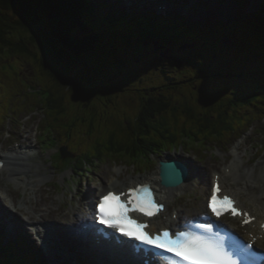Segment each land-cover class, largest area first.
<instances>
[{"label": "rangeland", "instance_id": "obj_1", "mask_svg": "<svg viewBox=\"0 0 264 264\" xmlns=\"http://www.w3.org/2000/svg\"><path fill=\"white\" fill-rule=\"evenodd\" d=\"M78 3H83L85 6L84 11L87 9L92 8V18L87 16V20L90 22V29L91 31L95 32L98 34L97 26L98 20L100 21H106L107 18L104 15L107 12L99 11L97 9H104L105 6H113V3L110 0H100L99 3L94 4H88L86 0H76ZM148 4L147 0H145ZM151 5V4H150ZM148 8V6H144ZM56 9V8H54ZM264 11V10H263ZM6 12V11H4ZM121 13H127V9H122L120 10ZM112 13V12H111ZM107 17L110 19H117V17H114L112 14L107 13ZM258 18L261 20L260 24H263L262 27H259V25L254 28V26H243L241 23V20L236 18V24L234 25L236 29L231 33H229V28L226 29V25L224 21H221L220 25H214L215 21H210L208 24H205L204 26L205 29L202 30L201 34L198 32H194L192 30H186L184 28H181V30L174 28L175 32L173 35V41H175V45L173 43H168L167 45L164 46L163 49L160 48V50L152 51L149 47L146 45L149 44L148 39H145L143 36L136 38L130 39L128 43L126 42H115L114 48L110 47L112 46L109 45L107 46L108 42L106 45L98 44L95 46L94 50H103L102 52H97V54H94L92 56L87 57L84 61L86 63V66L91 67L93 70V75L90 76L88 71H83L80 70V72L76 71L73 74H70V82L72 84L73 91H71V95L68 92H65L66 95H68L67 100L65 103L73 108L76 107L78 111H80V107H82L81 104L75 105L73 103L72 97L75 91L85 89H92L96 87L98 81L102 80L105 84V87L108 88L106 89L104 87V84L100 86V90L102 91V96H103V101L99 103H95L94 107L98 111V109H109L113 107H119L118 109L120 112L124 110L122 105H128V107L133 108V103H136L138 105H142L139 101L138 98H136L134 101H131L132 96L127 95V93H124L122 91L123 88H127L130 84V81L127 79L129 77H132V81L134 82L135 87L140 86L136 84H142V81L145 80L146 82L150 84H162L166 83L168 87H186V85H199L201 78H203V83L202 85L205 87H198L197 89L200 91L205 90L206 92L213 91V93L218 94L221 97H227V99H231L230 97L237 98V95H240L239 93H244L247 90H244L240 84H244L243 81H239L237 79L236 81H233L231 79L225 80L228 77H231L234 73H239L240 70L242 73H246L247 70L249 71L251 67L252 62H254L257 58L259 62H264V56L262 54H259L256 58H251V59H245L246 53H251L254 52L256 54L258 45L261 43L262 40V35L258 34H253L254 31L258 30L264 31V12H257ZM244 21V20H243ZM108 25L107 22L104 23V26ZM212 28L215 29L212 30ZM75 29V28H74ZM73 29V34L76 35L77 39L80 40V36H83L85 33L80 31V28L76 27V29ZM119 29V28H118ZM116 30V29H115ZM62 30H59L58 33H60ZM102 32V29L99 30ZM79 32V33H78ZM92 32V33H93ZM63 35V38L65 41L70 42L72 39L67 37L64 33H60ZM199 34V35H198ZM92 36V35H91ZM90 36V37H91ZM171 36V35H170ZM189 39L193 45V51H184L183 48L185 47L186 43V38ZM206 38H211L214 40H211L210 42L206 41ZM18 39H26L28 41V37L24 34H16L14 37V40ZM142 39V41H141ZM172 41V39H171ZM44 42V41H43ZM145 44V45H144ZM209 45V47L205 48V51L203 52L201 47L202 45ZM31 50H33L35 53L42 55L41 50L38 48L41 47H36L33 46L32 44L29 45ZM55 46H57V42L55 41ZM100 47V48H99ZM204 48V47H203ZM67 50L68 54L66 55V59L69 63H76V60L78 61L74 68L77 67L78 69L81 68V62L76 59L74 60L72 58L73 55H71V52L69 49H63ZM216 50L217 51V57L212 54V53H207L208 51ZM5 51H0V54L4 56L5 58H0V89H5L6 91L11 90V84L14 81V75H15V69L17 70V65L10 64V60L6 58V54L4 53ZM75 52V51H74ZM164 52L167 53V55H164ZM4 53V54H3ZM99 53V55H98ZM207 53V54H206ZM66 54V53H64ZM116 54L118 55L121 59H123L124 64H129L130 62H133L137 64V67L133 68L132 74L126 72L127 76H125L124 72L119 76H117V70H115L114 65H116L113 62V55ZM15 56H20L17 54H14ZM13 54H9V56L14 57ZM75 56V55H74ZM165 56V57H164ZM239 57H241L244 60L243 65H235L236 62L239 61ZM1 57V56H0ZM43 57V56H42ZM29 58V57H28ZM25 56L20 57V61L17 62L19 71H22L23 73V81L28 82L30 85H34L33 81L35 80V76L33 73V67L30 65V58L28 59ZM218 58V59H216ZM120 59V60H121ZM196 60L198 62H201L203 65L200 66H194L189 63V60ZM32 61V60H31ZM114 63V65L112 64ZM146 62V63H145ZM123 64V65H124ZM147 65L149 68V72L153 73L150 77L151 80L149 79L148 76L144 79L143 76L145 72H143V69L141 65ZM244 66V68H241ZM256 69V67H255ZM85 70V69H84ZM250 72V71H249ZM253 73V72H250ZM156 74H160L159 76ZM112 76L114 77V80H118V83H114L115 88L112 89L110 87V84L107 83V79L105 77L110 78L111 81H113ZM217 76L215 81L212 77ZM228 76V77H227ZM256 79H254V83H258L259 77L264 78V73L256 72L255 74L252 75ZM208 80V81H206ZM16 82L18 81V78L15 80ZM23 81L21 82L22 87L25 85ZM144 82V81H143ZM208 82V83H204ZM5 83V84H4ZM117 84V85H116ZM16 87V85H15ZM14 87V88H15ZM18 88L17 90L24 89L23 88ZM246 89V86H244ZM121 90L119 91L118 89ZM16 90V91H17ZM50 90H56L54 88H50ZM26 91V92H25ZM106 91H109L111 94H107ZM191 92V91H190ZM28 93L27 90H23L21 92V98L19 100H13L10 103V108L8 114L3 118L2 121H0V144L3 143L4 141H9L10 143L8 145L13 146L16 141H19V137H25L27 138L29 135L33 136L32 139L34 142L36 141V138H39V130L42 128L43 123L45 125L46 131L50 129V126H47L45 124L46 120L48 119V116L43 112V110L40 108L43 106L36 104V102H33L32 99L27 100V95ZM184 95H187L186 91L184 90L183 92H178L177 95L176 93L174 94V99L176 100L181 99ZM186 98V96H184ZM175 100V101H176ZM108 102L109 105L106 103ZM35 103V104H34ZM123 103V104H122ZM127 103V104H126ZM35 108H34V107ZM121 106V107H120ZM176 106L182 107L183 109H186L184 107V104H176ZM38 107V108H37ZM36 111H35V110ZM135 109V108H133ZM125 111V110H124ZM83 112V111H80ZM127 113V111H125ZM84 113V112H83ZM85 114V113H84ZM120 114V113H119ZM113 114H106V116H112ZM116 116V114H114ZM179 115V114H177ZM133 116V117H132ZM85 117V116H84ZM86 118V117H85ZM131 118H136L131 112L127 113V119ZM7 130H12L13 131V136L15 139L8 140L5 137V132ZM251 134H247L245 139L237 138L234 141H239L238 143H241V152L245 154L246 156V161L245 163L247 164V168H251L252 166H257V172L256 176H259L262 171H264V120H257L255 123V129H253ZM39 133V134H38ZM131 133V132H130ZM129 133V134H130ZM134 133V132H133ZM59 135V134H58ZM57 135V140L59 141V137ZM61 139L64 142L70 143V146L74 145L76 146L78 142H75L76 139H73V136L71 135H65L64 133H61ZM157 139V138H155ZM152 140V139H151ZM86 143V141H85ZM214 143V142H213ZM88 144V143H87ZM86 144H80V147L78 146L77 148L82 152L86 146ZM106 147H112L108 144ZM204 148H200L199 150H194L191 149L190 147H187V151L189 148V151H191V155H195L193 157H196L198 155L200 159L202 160V167H205L206 169L208 168V173L210 174V178L208 177V183L210 182L212 172H217L223 170L228 164L229 161L231 160L232 157H227L226 162H225V155L227 153L225 152L228 151L230 148L229 146H223L224 149L221 151L220 149H217L215 145H212V142L210 141L206 145H203ZM236 147V146H235ZM235 147L233 146L231 148V152L234 151ZM107 148L106 150L110 149ZM40 152L38 154H41V159L44 161L45 168L50 170L51 172V178L54 180V183L52 184V190H54V194L57 200V204L59 207H63L64 210H67L70 212V210L74 206H80L79 201L82 199L80 197V200L75 199L76 196H85L84 194L90 187L97 186V181L100 180H106L107 178H110L111 180H114L115 176H119L120 174H116L115 171L118 169L119 172L123 171V176L121 177V180L126 181L131 178H136V175L134 176V173L131 171V169L124 168L122 169L121 166H126L125 163H121L120 160H118V163H116V159H107L103 157L102 151H95V146L88 152L91 154V160H89V170H94L92 174L94 179L91 184H89V175L87 173H82L81 175L76 174L74 171H71V176H66L67 174H60L59 172L56 171L55 168H53L52 164H48V160L50 159V156L53 155L52 152L50 153L47 152L42 145L40 148ZM37 153V152H36ZM104 153V151H103ZM164 155V154H163ZM163 158L164 156L161 155ZM189 157V156H188ZM161 158V159H162ZM191 158V157H190ZM160 158L155 157L154 160L152 161V166L148 165L149 170L148 173H145V176L148 175H153L155 172L158 170V164L160 163ZM250 160H252V163H249ZM84 162L88 161V159H84ZM93 164L97 165L96 168L93 167ZM128 167V166H126ZM142 168H145V166H142ZM66 176L67 178V183L65 184L63 178ZM134 176V177H132ZM9 175L5 174L3 176V181L1 184L3 185V189L8 190L9 194L13 197L16 198V200H22L25 196L23 189L17 187L16 184H10L8 185L7 179ZM50 188V187H48ZM83 191V192H82ZM60 193V194H59ZM17 194L21 196L22 199L17 197ZM80 194V195H79ZM204 198L202 190H198V192L191 193L189 196H187L185 199H180L179 204L173 203V206H177V209H184L186 206L188 208L186 209L187 212L191 211L194 207L195 204L198 202L201 203L202 199ZM63 200V205L60 204V201ZM200 200V201H199ZM19 204H21L18 201ZM65 203V205H64ZM204 206H205V201H204ZM27 207V205H25ZM59 207H55L58 209ZM37 217V216H34ZM1 226V223H0ZM0 231H2L0 229ZM2 233L0 232V235ZM26 236V235H25ZM6 241H3L0 243L1 245H8L10 241V237L6 235ZM29 241H33L29 235H27ZM34 242V241H33ZM26 246L29 248V250L22 246V249H25L24 253V258L27 260V258H31V262H35L37 259L38 251H32V244L28 242V245ZM17 250H22L21 247H17ZM17 251V252H19ZM31 251V253H30ZM20 253V252H19ZM22 254V253H21ZM35 257V258H34ZM70 258V257H69ZM39 263L42 264L43 259H38ZM72 261V259H71ZM49 262V261H48ZM50 263V262H49ZM72 263V262H71ZM44 264H47L46 262ZM51 264V263H50Z\"/></svg>", "mask_w": 264, "mask_h": 264}, {"label": "trees", "instance_id": "obj_2", "mask_svg": "<svg viewBox=\"0 0 264 264\" xmlns=\"http://www.w3.org/2000/svg\"><path fill=\"white\" fill-rule=\"evenodd\" d=\"M84 8L85 6L82 3H78L76 0H0V51H5L4 53H7L6 58L9 60L14 59L9 56V54H19L26 58L29 57L32 60L29 62L34 66L37 78L40 82L43 84H50L49 87L51 88H53L54 85L56 90H48L46 92V94L50 96V99L49 103L45 105V110L52 119L58 118L59 115L63 114L62 118L65 117L61 126L63 130H68V127H71L72 121L71 117L68 115V105L65 103L68 98L65 92L71 95V91H73L72 84L69 80L70 74L83 70L88 71L91 77L94 76L91 67L86 66L83 60L97 54V52L103 51L102 49L94 50V43L100 45L98 42L102 40V37L95 40L90 39V32L93 31H91L85 21ZM76 27L80 28V31L82 32L83 30V33H85L84 36H80V40H78L76 38L77 36L72 32ZM59 30H62L60 33H64L67 37L72 39V41H65L63 35L58 33ZM16 34L26 35L29 45L32 44L33 46L36 45L37 47H41L38 49L41 50L42 55L31 50L29 46L26 45L28 44L26 39L14 40ZM92 35L96 37L99 36V34L95 32H93ZM55 41L57 42V46H55ZM63 49L73 51L71 52V55H73L72 58L74 60L78 59L82 63V69H78L77 67L74 68L75 64L78 62L77 60L76 63H69L67 61L66 55L68 51ZM0 56V58H5L2 54H0ZM115 59L118 61L117 63H120L119 65H114L115 70H117V76H120L123 72L125 76H127L126 72L132 74V65L123 66V59L117 55ZM18 65L19 64H17V66ZM14 71V77H18L19 70L15 69ZM105 78L107 79L106 82L110 84V87L114 89V83H118V80H114L113 76V81L110 80L111 77ZM127 79L130 81V84L134 85L132 77ZM102 84H104V82L100 80L96 84L97 86L91 89L92 95L97 97L92 99L90 104L83 102L81 97L82 89L80 91L76 90L73 94V103L75 105L81 104L84 106L88 104L90 106L92 104L90 112L96 110L94 105L99 102H95V100H99L101 97L99 95H102V91L100 90ZM194 87H196V85H194L193 88ZM187 88L188 87L172 88L165 86V84H162L161 87L160 85L152 86L143 91L123 88L122 90L126 92L138 94L134 96H136L142 104L138 105L133 103V105L135 104L133 106L135 109H133L131 107L128 108V105L126 106L122 103L123 107H126L124 110L131 112L136 117L133 118L135 123L131 122L125 124L119 116L115 118L108 116V119L104 118L102 122L107 121L109 123H114L112 124V126H115L112 128V133L114 134L110 135V139L108 138L109 140L105 143L96 142L95 150L102 144H106V146L109 144L110 146H115L117 151H129L132 149L136 151L135 148H138V152L141 153L148 149H150V153H155V149L167 151L170 147L175 148L177 145L180 146L182 141L192 136L191 140L196 143L200 141L209 142L211 140H220L222 138L226 139L230 136L240 135L243 131L248 129L252 119L250 106H254L256 100H260L262 105H264V95L260 92L258 86L254 84L252 88H255V90L250 92L254 93V96L242 98V103L237 102L232 107L226 105L225 110H223L220 103L211 105L209 100L212 99V95L207 96L208 107L206 108L205 93L197 95L196 98L186 96V98L179 100H176L177 97L174 99L175 93L177 95L178 92L184 91ZM106 92L110 94L109 91ZM130 96L134 99L133 95ZM256 96L257 98L254 99ZM54 97H57V106H55L56 102L53 101ZM133 99L131 101H133ZM200 99L201 101L195 102V100ZM191 101L195 102L198 106H195ZM178 103L184 104L186 109L176 106ZM202 104L205 106L203 107V112H200L201 110L199 107L203 106ZM234 108H242L243 112L240 114V112L237 111L232 115L233 111L231 110ZM84 118L85 117L80 116V121L82 123L76 126L77 121H75L72 126H76V129H79L78 127H83V125H89V129L102 128L101 120L99 118L97 119V114L95 115L94 112L91 116H88V118ZM127 121L131 120L129 119ZM129 126L133 129V138H131V134H129L128 129H126ZM48 131V134L52 133L50 129ZM150 138H152L151 142H155L156 144L145 146L150 142ZM134 144L136 147H134ZM128 154L131 156L129 152ZM6 255L12 259V264H24L23 260L16 257L14 254H9V252L6 251Z\"/></svg>", "mask_w": 264, "mask_h": 264}, {"label": "bare ground", "instance_id": "obj_3", "mask_svg": "<svg viewBox=\"0 0 264 264\" xmlns=\"http://www.w3.org/2000/svg\"><path fill=\"white\" fill-rule=\"evenodd\" d=\"M239 1L240 0H215L212 3V5H214L212 9V15L215 18L220 19L225 18L228 15H233L234 13L238 12V9L240 7L244 6L243 3L241 5H237ZM263 3L264 0H256L253 5L255 8H260ZM243 8L246 9L247 6H244ZM239 14L243 16L244 13L240 12ZM40 93V100L36 101V104L45 105L49 103L50 96L42 91H40ZM56 98L54 97L53 99V101L56 102L55 106H57L58 103ZM107 133L108 131H103V136H105V139L108 138ZM31 145L33 146L31 147L32 149L30 151L20 152V154H15V150L11 152H3L0 147L1 161L4 162L5 157L9 160L8 167H6L5 165L4 169L0 172V175L7 173L9 175L7 179L8 185L13 183L16 184L17 187L23 189L25 196L22 199L21 196L17 194V197L22 199L18 200L21 204H17V206H19V211H21L23 215H28L31 217L29 218V220H35L31 221V225H36L38 228L46 226L51 229V235L55 233L59 235V237L76 234L78 231V223L83 218L82 216H80V211L82 210L84 203L83 205H81L82 201L79 202V205H81L79 207L73 205V208L70 210V212L64 210L63 207H59V205L57 204L58 199H56L54 190H52V184L54 183V180L50 177L51 172L50 170L45 168L44 163L41 162V158L37 156V153H34L37 150L36 146L33 143ZM180 156L182 157V155ZM234 157L238 159H236L234 163L229 166L231 170L230 172H226V175H228V177L224 181V186L226 189L231 190L237 197L238 206L243 211H245V213H249L250 217L256 218V220L252 223L254 227L251 226L248 229L256 234V238L263 237L261 241L264 242V171H262L259 176H256L255 174L257 172V167L253 170L247 168L245 163L246 156H244L243 153H238L237 155H234ZM177 162L179 164H185L186 167L191 171V180L188 181L185 186L180 188V190H168L163 188L161 186L160 171L155 173V178L152 180L154 185H156L157 189L159 190L161 201L167 203L169 207L173 204V202L178 204L177 198H185L187 194L184 192H192L203 186V192L206 193L209 188L206 181V172L203 173V175L202 173L196 172L194 170V168H196L195 164H191L190 162L188 163L183 158H180L179 160H177ZM163 169H166L165 164L163 165ZM249 171H252L253 175H250ZM65 178L66 177H64L63 180L66 181ZM140 179H138L136 183H140L143 181L142 179ZM105 181H108V178ZM131 181H133V179L129 182L120 181V183L117 185H112V181L110 183L105 182V185L104 183H101L97 186L98 191L93 188L92 191H89L86 197L88 198L91 194L98 195V192L104 191V189H108L110 186H116L118 189H120V193L124 192L127 190L126 187L130 186ZM2 197L3 196H1L0 198ZM60 204L63 205V200L60 201ZM24 205L28 206V211L24 209ZM55 207L59 208L56 209ZM0 208H2V206H0ZM197 209H199V207H197ZM12 211L3 209V214L1 217V230H3V232H6V234L10 233V222L9 220H7L6 214L7 212ZM195 212L196 213H194V211H191L188 214H185V210H181L182 219H184L185 221H189V219L191 218H196L197 214L200 215V213H198V210H196ZM171 215L166 214L165 219L167 221L171 220ZM34 216L39 217V219L33 218ZM244 217L246 218L245 215ZM21 222L22 215L17 214L12 224L15 227H20ZM76 240L78 241V237H76ZM67 246H69V244H67ZM68 253L74 255L75 257L77 255V253L72 251L70 247H68ZM49 260L51 264H67L68 261L65 252L61 251V249L53 245L50 249ZM100 263L105 264L102 260Z\"/></svg>", "mask_w": 264, "mask_h": 264}, {"label": "snow or ice", "instance_id": "obj_4", "mask_svg": "<svg viewBox=\"0 0 264 264\" xmlns=\"http://www.w3.org/2000/svg\"><path fill=\"white\" fill-rule=\"evenodd\" d=\"M218 192L219 188H214L208 202L212 213L217 217L227 211L234 216L238 215V210L233 206L234 201L227 196L218 199ZM124 195H128V199L122 201L121 196ZM218 204L221 207H217ZM162 208L163 205L157 204L153 199L151 190L147 186H140L129 189L127 194L108 192L96 206V215L100 223L117 229L122 235L171 254L169 264H238L233 256L244 255L242 249L233 252L226 250L211 223L196 226L203 229V234L190 231L173 234L165 230L157 235H149L143 231L148 227L147 224L138 223L128 215L129 212L139 211L151 217ZM244 222L248 223V220ZM245 247L251 248V245Z\"/></svg>", "mask_w": 264, "mask_h": 264}, {"label": "water", "instance_id": "obj_5", "mask_svg": "<svg viewBox=\"0 0 264 264\" xmlns=\"http://www.w3.org/2000/svg\"><path fill=\"white\" fill-rule=\"evenodd\" d=\"M176 166H177V165L172 166V167L168 166V168L166 167V169H163V173H162V176H163V178H164V182H163V184H164L165 186L169 187V188H172V187L175 186V184H173L174 182H172L170 176L173 174V170H174V168H175ZM169 180H170V181H169Z\"/></svg>", "mask_w": 264, "mask_h": 264}]
</instances>
